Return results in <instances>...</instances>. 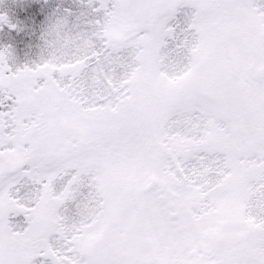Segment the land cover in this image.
<instances>
[{
	"label": "snow or ice",
	"instance_id": "snow-or-ice-1",
	"mask_svg": "<svg viewBox=\"0 0 264 264\" xmlns=\"http://www.w3.org/2000/svg\"><path fill=\"white\" fill-rule=\"evenodd\" d=\"M19 11L32 28L0 33V264H264V0Z\"/></svg>",
	"mask_w": 264,
	"mask_h": 264
},
{
	"label": "rangeland",
	"instance_id": "rangeland-1",
	"mask_svg": "<svg viewBox=\"0 0 264 264\" xmlns=\"http://www.w3.org/2000/svg\"><path fill=\"white\" fill-rule=\"evenodd\" d=\"M23 0H0V16L6 17V23L0 22V33H4L10 30V25H16L22 28H32V22L21 18V12L19 8ZM24 35V33H21ZM41 28L39 25L33 28V30L25 36L28 43L25 45L22 53H19L21 61L37 60L42 54V41L40 40ZM5 42L0 40V45ZM26 54L25 58L24 55ZM30 57V58H29ZM25 59V60H24Z\"/></svg>",
	"mask_w": 264,
	"mask_h": 264
},
{
	"label": "trees",
	"instance_id": "trees-1",
	"mask_svg": "<svg viewBox=\"0 0 264 264\" xmlns=\"http://www.w3.org/2000/svg\"><path fill=\"white\" fill-rule=\"evenodd\" d=\"M21 18H23L24 16L22 15V13H21V15H19ZM3 24H5L6 23V20H4L3 22H2ZM1 24V23H0ZM0 30H2L1 29V27H0ZM22 32H20V33H18V34H20V35H22L21 34ZM0 46H2V45H0ZM25 56H26V54L24 55V58H25ZM30 58V57H29ZM25 60V59H24Z\"/></svg>",
	"mask_w": 264,
	"mask_h": 264
}]
</instances>
